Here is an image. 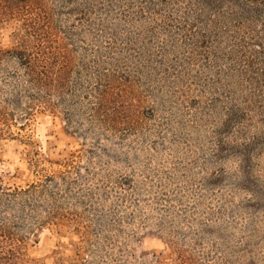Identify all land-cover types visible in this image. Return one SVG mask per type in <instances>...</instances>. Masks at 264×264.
Here are the masks:
<instances>
[{
  "label": "trees",
  "instance_id": "trees-1",
  "mask_svg": "<svg viewBox=\"0 0 264 264\" xmlns=\"http://www.w3.org/2000/svg\"><path fill=\"white\" fill-rule=\"evenodd\" d=\"M4 21L21 35L0 46V138L59 115L89 149L22 187L0 176V264H32L27 243L60 220L77 235L74 264H146L141 230L161 235L173 264H227L215 212L195 217L178 199L171 153H184L186 127L207 126L210 152L254 179L264 0H0Z\"/></svg>",
  "mask_w": 264,
  "mask_h": 264
},
{
  "label": "rangeland",
  "instance_id": "rangeland-1",
  "mask_svg": "<svg viewBox=\"0 0 264 264\" xmlns=\"http://www.w3.org/2000/svg\"><path fill=\"white\" fill-rule=\"evenodd\" d=\"M20 35L15 21L0 24L2 48L13 47ZM204 128L186 127L178 148L184 153L178 160L175 150L171 153L178 167L173 181L183 195L178 199L195 217L202 209L215 212L214 228L222 235L217 244L227 253V264H264V157L253 162L254 179L246 183V170L230 152L219 157L210 152L203 142L209 127ZM182 143L190 145L187 151ZM88 149V143L67 130L61 116L37 114L24 130L14 129L13 136L0 138L2 182L22 187L62 170L71 160L79 163ZM76 245L73 226L60 220L30 239L26 256L32 264H74ZM133 248L146 264H173L171 250L156 231L141 230Z\"/></svg>",
  "mask_w": 264,
  "mask_h": 264
}]
</instances>
